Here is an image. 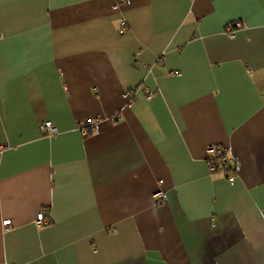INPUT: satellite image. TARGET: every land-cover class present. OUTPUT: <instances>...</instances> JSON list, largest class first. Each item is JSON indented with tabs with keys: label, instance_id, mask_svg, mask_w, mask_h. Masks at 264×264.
<instances>
[{
	"label": "crops",
	"instance_id": "obj_1",
	"mask_svg": "<svg viewBox=\"0 0 264 264\" xmlns=\"http://www.w3.org/2000/svg\"><path fill=\"white\" fill-rule=\"evenodd\" d=\"M263 93L264 0H0V264H264Z\"/></svg>",
	"mask_w": 264,
	"mask_h": 264
},
{
	"label": "built area",
	"instance_id": "obj_2",
	"mask_svg": "<svg viewBox=\"0 0 264 264\" xmlns=\"http://www.w3.org/2000/svg\"><path fill=\"white\" fill-rule=\"evenodd\" d=\"M117 7V4L114 8ZM242 27V23L239 21L232 22L225 26L224 32L227 36L233 37L236 30L240 29ZM127 30V23L126 20L123 17H120L118 19V33L123 34ZM135 88H129L125 90L123 93V96L127 99L126 106H131L132 101L135 95ZM264 95V93H263ZM153 97V93L147 91L146 99L150 100ZM119 116V112H116L113 116V118H117ZM92 124L91 121H88L85 123V125ZM40 130L42 133L46 135H54L58 128L50 121L47 120L40 124ZM206 162L208 165V168L211 173H222L225 174L228 181L232 183L234 181V170L230 164V158L228 156L227 149L224 146L220 145H209L206 148ZM153 198L157 203H163L167 196L166 193L163 190H156L153 194ZM35 222L38 225H43L47 223L46 215L44 210H40L36 216H35ZM2 225L4 226V230H7L11 227L12 223L10 219H6L2 222Z\"/></svg>",
	"mask_w": 264,
	"mask_h": 264
},
{
	"label": "trees",
	"instance_id": "obj_3",
	"mask_svg": "<svg viewBox=\"0 0 264 264\" xmlns=\"http://www.w3.org/2000/svg\"><path fill=\"white\" fill-rule=\"evenodd\" d=\"M89 132L87 131L86 134H88Z\"/></svg>",
	"mask_w": 264,
	"mask_h": 264
}]
</instances>
